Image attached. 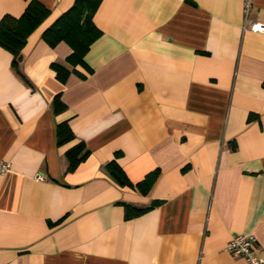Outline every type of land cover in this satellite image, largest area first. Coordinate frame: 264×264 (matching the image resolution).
<instances>
[{
    "label": "crops",
    "instance_id": "1",
    "mask_svg": "<svg viewBox=\"0 0 264 264\" xmlns=\"http://www.w3.org/2000/svg\"><path fill=\"white\" fill-rule=\"evenodd\" d=\"M39 1L50 13L19 72L0 47V264H247L225 247L248 234L264 260V0H102L101 35L64 83L51 64L71 48L42 33L74 0ZM27 2L0 0V19Z\"/></svg>",
    "mask_w": 264,
    "mask_h": 264
},
{
    "label": "trees",
    "instance_id": "2",
    "mask_svg": "<svg viewBox=\"0 0 264 264\" xmlns=\"http://www.w3.org/2000/svg\"><path fill=\"white\" fill-rule=\"evenodd\" d=\"M102 0H74L72 5L62 13L42 33V39L50 46L65 42L71 48V54L63 63H52L51 68L60 83H64L68 75L78 65L86 67L84 57L90 45L101 35L100 30L93 23V16ZM50 11L39 0H28L27 5L18 17L4 15L0 19V47L12 55V67L18 71L21 61V50L26 44L28 36L47 18ZM67 65L71 66L69 69ZM19 72V71H18ZM65 108L59 95L52 100L54 113ZM57 145H63L73 139V134L66 121L56 126ZM88 155V150L82 142L69 148L66 153L67 171H73ZM109 174L120 185H130L122 169L115 163H109ZM157 173H150L136 186L147 193L154 184ZM148 208L135 209L125 206L126 218H132L144 213Z\"/></svg>",
    "mask_w": 264,
    "mask_h": 264
},
{
    "label": "built area",
    "instance_id": "3",
    "mask_svg": "<svg viewBox=\"0 0 264 264\" xmlns=\"http://www.w3.org/2000/svg\"><path fill=\"white\" fill-rule=\"evenodd\" d=\"M255 0H244V6L248 11ZM251 29L257 32H264V24H253ZM9 168V164L0 160V175H3ZM226 250L233 255L242 256L247 264H264L258 256L257 240L254 235H233L226 245Z\"/></svg>",
    "mask_w": 264,
    "mask_h": 264
}]
</instances>
